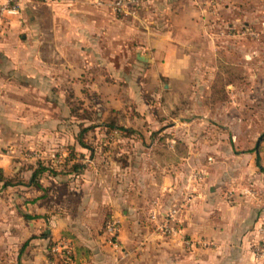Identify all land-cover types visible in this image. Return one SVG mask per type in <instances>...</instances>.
Segmentation results:
<instances>
[{"label": "rangeland", "instance_id": "obj_1", "mask_svg": "<svg viewBox=\"0 0 264 264\" xmlns=\"http://www.w3.org/2000/svg\"><path fill=\"white\" fill-rule=\"evenodd\" d=\"M160 1L119 14L90 0L106 32L84 38L66 32L95 10L70 24L35 0L22 29L37 39L15 42L40 52L0 53V165L24 182L0 191V264L28 239L40 264H145L162 241L264 264V0H183L185 22ZM39 165L41 186L25 184ZM210 190L217 205L188 232Z\"/></svg>", "mask_w": 264, "mask_h": 264}, {"label": "crops", "instance_id": "obj_2", "mask_svg": "<svg viewBox=\"0 0 264 264\" xmlns=\"http://www.w3.org/2000/svg\"><path fill=\"white\" fill-rule=\"evenodd\" d=\"M35 0H21V10L17 14H10L6 15L4 17H0V53L4 52L3 54H11V53H21V54H28V52H33L34 54L37 52H40L41 47L36 45L35 43L29 47V50L27 52V46L20 45L18 46L15 42V39L17 37H20L22 39H37L35 35V29H22V27L25 25L26 17L29 14V11L31 8L35 6ZM217 1V0H216ZM3 2V0H0V4ZM39 2V1H38ZM155 2V1H154ZM169 3H171L169 0L162 2L160 1L158 4L156 3V6L162 7L163 5L166 7ZM175 4V3H172ZM193 4V3H192ZM176 7L173 11H171L170 16L167 19H171L174 21L179 22H185V21H196V16L191 15L188 12V7L186 5V2H183V0H177ZM191 5V4H190ZM56 7L58 9H63L65 12L69 13H58V18H62L65 16L66 19L71 24L72 19L76 18L74 14H72V9L78 8V9H87L90 8L92 10H95L97 13H94L93 15L87 12H80L77 16V18L80 20L81 25L77 29H70V31L66 32V35L72 34L73 32H79L82 34L84 38H99L101 37V34L106 32L105 30V22L104 16L102 12L103 6L95 5L94 3H91L90 0H75L71 3H56ZM94 7V8H93ZM166 9V8H165ZM168 12V11H167ZM160 14L161 11H158ZM60 14V15H59ZM168 15H165V17H168ZM118 20V19H117ZM71 26H69L70 28ZM57 27L55 28V30ZM138 34V33H137ZM18 35V36H17ZM56 36H58V33L56 31ZM133 37V36H132ZM143 37V35H142ZM4 38H9L10 41L9 45L3 41ZM150 38V39H149ZM148 40H152L151 37H149ZM35 40H33L35 42ZM12 42V43H11ZM13 42L15 43L13 45ZM87 46L86 48H88ZM168 50V49H167ZM178 65H181V63L184 60V57L181 58V56L176 58ZM178 69L181 70V66H177ZM257 163V162H256ZM258 164V163H257ZM210 189L212 190V187L210 185ZM199 192V197L195 198L194 200L197 202H194L189 207V215L187 216L188 220L185 219V222L187 221L188 226H184V229H187L189 231H197L199 232L200 222H198V218L201 216V214H209L208 211H205L206 209L210 208L212 209L217 205V195L214 194V192ZM222 223V222H220ZM47 228H51L50 225L47 226ZM220 233V238L216 240L215 245L217 246L219 242H222L225 240V238L221 234V229H219V232L216 231V234ZM28 244L26 241L24 242V245L22 244L20 246L19 251L15 254L14 260L10 262V264H40V257L37 255L28 254V248L30 247V242L34 243V239H28ZM36 242V241H35ZM164 244L161 246V253H157V249H154L153 246H156V243L151 242L147 244V247L150 248V250H147V253L145 255V264H245L244 261L241 259L238 260V257H235L234 260H231L232 262L228 261L227 255H217L212 253H205L203 248L193 246L194 249L186 251L183 248V245L181 243L179 244H170L168 241H162ZM88 246L92 244L91 242L87 243ZM222 245V244H221ZM152 247V248H151ZM209 252V251H207ZM212 252V251H210ZM217 252V251H216ZM214 256V257H213ZM226 259V260H225ZM109 257L102 252H99L96 254H89L85 256H77L76 259L73 260L72 264H105L109 262ZM138 260V259H137ZM136 260V261H137ZM140 261V260H138ZM93 262V263H91ZM127 262V260H126Z\"/></svg>", "mask_w": 264, "mask_h": 264}, {"label": "built area", "instance_id": "obj_3", "mask_svg": "<svg viewBox=\"0 0 264 264\" xmlns=\"http://www.w3.org/2000/svg\"><path fill=\"white\" fill-rule=\"evenodd\" d=\"M39 2L44 3H71L75 0H36ZM96 3L101 4L102 2L104 4L110 5L111 9L119 14H134L135 11H137V8L145 3L147 0H94ZM21 10V0H3V2L0 4V17H4L6 15L10 14H17ZM110 229V225H108ZM169 230H172L173 227L171 226L168 228ZM63 251L65 253L66 260L70 259V249L68 247H63Z\"/></svg>", "mask_w": 264, "mask_h": 264}, {"label": "trees", "instance_id": "obj_4", "mask_svg": "<svg viewBox=\"0 0 264 264\" xmlns=\"http://www.w3.org/2000/svg\"><path fill=\"white\" fill-rule=\"evenodd\" d=\"M45 169L46 167L42 165H39L36 168L32 169V171L30 172L28 176V181H26L25 184L34 185L35 187H40L41 185L39 183V178ZM22 183L24 182L20 177L6 175L4 173L2 166L0 165V191L6 187L17 185V184H22Z\"/></svg>", "mask_w": 264, "mask_h": 264}, {"label": "water", "instance_id": "obj_5", "mask_svg": "<svg viewBox=\"0 0 264 264\" xmlns=\"http://www.w3.org/2000/svg\"><path fill=\"white\" fill-rule=\"evenodd\" d=\"M141 59V57H139ZM260 138V137H259Z\"/></svg>", "mask_w": 264, "mask_h": 264}]
</instances>
